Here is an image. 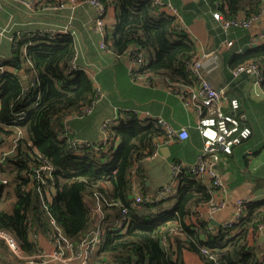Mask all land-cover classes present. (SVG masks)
Masks as SVG:
<instances>
[{
	"label": "trees",
	"instance_id": "1",
	"mask_svg": "<svg viewBox=\"0 0 264 264\" xmlns=\"http://www.w3.org/2000/svg\"><path fill=\"white\" fill-rule=\"evenodd\" d=\"M103 1L108 6V0ZM212 2L228 19L250 17L264 8V0ZM112 7L115 24L105 28L110 53L123 57L130 49H138L145 56L140 74L149 75L153 82L163 78L183 87L194 85L186 62L197 55L196 45L175 16L159 11L153 0H112ZM74 56L72 37L49 39L35 34L16 39L13 55L5 62L17 72L0 76V134L4 139L21 134L19 153L7 158L1 169V177L10 182H0V230L12 232L28 255L37 252L30 233L45 237L52 231L53 220L67 239L77 241L94 228L95 215L88 203L99 198L105 221L93 262L185 264L186 250L204 264H264L259 244L264 201L251 202L244 217L228 230H215L205 219L192 221L212 200L209 185L194 175L177 176L174 192L165 199L134 204L132 178L136 177L141 195H149L138 180L139 164L165 137L157 120H141L134 113L122 115L107 128V146L99 151L84 147L76 154L71 137H64V119L92 106L98 93L85 72L68 73ZM249 62L262 69L264 91V45L235 57L232 68ZM43 163L56 169V181L48 179L55 193L46 205L39 193L44 185L38 179L30 185L32 167ZM104 199L119 206L105 205ZM122 206L129 207L131 221L124 233L117 234L113 226ZM172 230L177 235H169L164 244ZM204 247L209 253L203 252Z\"/></svg>",
	"mask_w": 264,
	"mask_h": 264
},
{
	"label": "crops",
	"instance_id": "2",
	"mask_svg": "<svg viewBox=\"0 0 264 264\" xmlns=\"http://www.w3.org/2000/svg\"><path fill=\"white\" fill-rule=\"evenodd\" d=\"M28 1L0 0V31L4 30L0 36V59L9 61L15 40L25 35L53 29L68 30L72 34L77 64L81 71L86 70L101 96L91 113L79 115L75 112L64 119L65 129L70 134L79 140L102 142L103 124L107 120H119L128 113H134L141 120L162 119L175 129L186 128L188 139H160L156 142L159 144V155L139 164L138 180L141 186L144 185V192L149 194L174 180L171 171L173 163L197 162L204 144L197 130L198 103L194 105L187 100L183 101L177 90L167 88L168 82L163 78H155L156 85L152 87L136 83L131 76V58L116 57L102 49V44L106 42L105 35L96 30L98 13L94 8L73 5L69 0H65L62 7L58 6L59 0H46L41 6L31 7ZM162 1L174 6L178 24L195 43L196 54L203 56L208 69L213 68L207 77L216 89H224V110L241 121L238 144L234 146L232 154L221 153L217 165L227 191L225 207L216 212L210 221L212 227L218 230L235 218L238 201H264V91L261 83L257 84L256 77H236L232 68L233 59L251 49V40L264 32V8L259 20L250 29H230L225 32L213 17L218 9L212 0ZM107 2L105 23L106 26H113L115 10L112 0ZM8 70L17 72V69L9 65ZM178 87L183 86L178 84ZM218 194L220 192L213 191L212 199L217 200ZM206 207L200 209L199 213L204 212ZM204 217H208L206 211ZM197 219L193 217L192 221L197 222ZM263 235L259 236V244L264 249ZM39 243L43 246L49 244L43 236L39 237ZM1 246L8 261L0 260V264H23L5 246ZM183 260L185 264H204L197 255L186 250L183 252Z\"/></svg>",
	"mask_w": 264,
	"mask_h": 264
},
{
	"label": "built area",
	"instance_id": "3",
	"mask_svg": "<svg viewBox=\"0 0 264 264\" xmlns=\"http://www.w3.org/2000/svg\"><path fill=\"white\" fill-rule=\"evenodd\" d=\"M65 0H59L58 6H63ZM73 5H88L97 10L98 18L95 22V27L98 32H101L103 36L106 34L105 19L108 13V8L103 0H69ZM46 0H30L28 5L31 7H37L44 4ZM153 4L161 12H166L172 16L176 15L174 6L170 3H166L162 0H153ZM175 13V14H172ZM261 13L253 16L239 15L234 18L228 19L224 15L216 11L213 13V17L220 24L222 29L227 32L230 29L248 30L252 24L259 20ZM4 34V30L0 31V36ZM41 36H47L49 39L57 37H72V34L68 30L58 31L45 30L37 33ZM32 34L30 36H33ZM73 38V37H72ZM232 43H229L231 45ZM264 45V32L260 33L257 37L253 38L249 43V47H258ZM104 51H109L106 42L102 44ZM124 56L131 58V76L136 83L143 84L145 86H154L155 82L151 81L148 76L140 74V70L144 67L145 56L142 51L138 49H130ZM121 58V57H120ZM213 68L208 69L207 64L203 56L195 55L186 62V72L189 74L194 85L186 87H178V84L168 82V89L179 92V96L182 100H187L189 104L198 103L199 120L197 124V130L204 140L203 149L195 164L186 163H173L171 166L173 179H176L179 175H194L203 178L209 185L212 192H220L219 198H214L205 208L207 218L204 217V212L197 215L198 219H205L209 222L212 216L225 207V196L227 194L226 185L222 175L217 169V165L220 162L221 153L232 154L233 148L238 144L237 135L240 131L241 121L234 114L227 113L223 104L225 102L224 89H216L209 81L207 75ZM82 69L77 64L76 55L70 63L68 73L74 71H81ZM86 73V70H84ZM5 72H11L8 70V65L5 64L3 59H0V76ZM234 75L240 77L242 75H251L257 78V84L263 80V71L256 63L249 62L242 64L234 69ZM98 96L96 102L92 106L84 107L80 112H76L79 115H86L92 112L93 106L97 103L100 92L97 90ZM200 102V103H199ZM67 118V117H66ZM118 120V119H117ZM117 120H107L102 127L104 139L102 142L92 143L87 140H79L74 135L70 134V131H65L64 137H71V144L76 147V154H81V149L84 147L91 148L95 151H99L103 146H107L109 138L107 135V128L109 124ZM165 131V137H162L165 141L174 139L186 140L189 137L188 130L186 128L175 129L171 127L169 123L162 119L157 120ZM0 124V128H1ZM20 131L7 139L3 138L0 134V182L9 184V180L1 177V169L6 165V160L9 157H14L19 153ZM159 142V141H158ZM159 144L155 145V150L152 154L146 155L142 161H147L150 158L158 156ZM55 167L50 163H43L40 167H32V179L30 185L34 179H38L44 186L39 190L42 197L43 204L51 201L54 196V191L51 189L48 183V179L56 181ZM175 180L162 186L154 194H149L143 197L140 193V187L136 181V177L132 178L131 190L133 192L134 204L142 203L145 201L155 202L157 200L165 199L169 194L174 192ZM30 185L28 186L30 188ZM105 205L119 206V204L104 199ZM253 202L250 199L240 200L237 202V214L235 218L226 222L222 228H233L245 215V208ZM89 208L95 215L94 228L82 236L77 241H70L67 239L61 229L56 225L55 221H52V231L46 233L45 238L50 244V250H46L42 244L39 243V235L36 233H30V238L33 240L37 247V252L28 255L23 249L20 241L17 237L8 230H0V242L9 250L10 254L23 264H109L105 262H93L94 252L102 242V225L105 221V214L103 211V205L99 198L95 202L88 203ZM120 216L114 223V231L117 234L124 233L129 224V207H121ZM259 234H264V221L259 227ZM177 230H172L168 236L164 239V244L169 242V235H177ZM210 249L204 247L203 252L209 253Z\"/></svg>",
	"mask_w": 264,
	"mask_h": 264
},
{
	"label": "rangeland",
	"instance_id": "4",
	"mask_svg": "<svg viewBox=\"0 0 264 264\" xmlns=\"http://www.w3.org/2000/svg\"><path fill=\"white\" fill-rule=\"evenodd\" d=\"M7 192V191H6ZM6 192H5V194L3 195V199L6 197ZM6 208L9 210V209H11V202H8L6 205ZM44 242V241H43ZM45 249L46 250H50V247H49V244H46L45 243ZM0 247H2L1 245H0ZM0 250H3V249H1L0 248ZM0 260H2V262H7L8 261V256H7V254H6V252H4V250L2 251V252H0Z\"/></svg>",
	"mask_w": 264,
	"mask_h": 264
},
{
	"label": "water",
	"instance_id": "5",
	"mask_svg": "<svg viewBox=\"0 0 264 264\" xmlns=\"http://www.w3.org/2000/svg\"><path fill=\"white\" fill-rule=\"evenodd\" d=\"M262 241H264V235L262 236Z\"/></svg>",
	"mask_w": 264,
	"mask_h": 264
}]
</instances>
